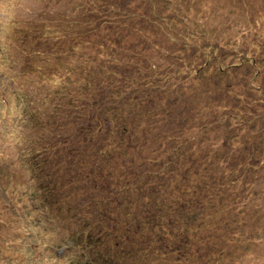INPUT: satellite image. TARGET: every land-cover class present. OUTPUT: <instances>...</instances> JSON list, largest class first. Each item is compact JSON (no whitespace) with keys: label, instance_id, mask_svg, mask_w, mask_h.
<instances>
[{"label":"trees","instance_id":"trees-1","mask_svg":"<svg viewBox=\"0 0 264 264\" xmlns=\"http://www.w3.org/2000/svg\"><path fill=\"white\" fill-rule=\"evenodd\" d=\"M81 2L85 4L80 6V8H89L87 14L95 17L97 21L86 19L90 24H87L82 30L77 29L76 32L68 31L64 34L55 33L54 36L43 34L45 32L37 35L35 34L36 30L32 29V31L40 45L49 47L53 53L57 51L59 43L66 42L60 46L61 50L58 51L59 59L57 63L66 60L71 62L69 74H67L69 83L66 84L60 81L53 85L54 95L63 99L64 97L69 98L68 94L70 91L74 90V88L76 89L81 83L85 84L83 90L86 92L90 90L87 88L95 85L97 88L96 94L98 96L101 95V98L94 105L96 109L91 113L92 116H87L84 120L83 125L88 126L89 130L81 132V129H67L68 123L66 125L63 124L66 119L70 120L68 121L69 123L73 121L77 123L75 116L71 113L72 108L70 106L66 107L65 112L62 111L61 106L55 105L50 113L40 110L38 114L34 110L30 92L28 94L21 92L20 86L23 83L11 91L8 90V96L4 98L6 115L3 118L9 122V115H11L13 109L12 100L15 97L14 103L18 105L19 111L16 116H13V124H16L18 128V143H10L4 150H0V164L2 163L3 155H6V160L16 163L21 179L15 182L17 186L14 191L16 193L21 191V187L26 186L27 182L30 184L29 200L31 205L28 206L26 204V209L35 207L34 211L40 208L45 211L44 204L49 203L51 208L56 209L60 213L61 201L58 199L61 191H64L67 199L64 205L65 208L61 213L62 218L71 225L78 221L84 223L83 215L92 209L89 206L91 202L89 198L91 196L86 194L87 191L84 192V185H88V179L83 174L72 175L70 179L64 173H73L78 169L79 162L82 165L85 162L86 166H83L94 180L96 176L95 170L97 168L101 169L102 166L93 167L92 172H90L88 164L89 162L92 163L95 154H92L93 156L88 162L86 158L90 155V149H81V145L94 146L99 143V140L105 139L106 144L110 143L113 147V143H119V141L127 138V142L117 146L115 154H112L121 158L122 154L120 151L124 149L123 160L128 158L127 161H117L115 164V172L117 174L114 180L121 182L119 184L115 183V186L109 190L110 196L112 198L115 197L118 200V204L123 205V208H118L115 211V215L105 214L108 218L107 220L115 227L116 232L111 230V228L105 229L102 223L91 224L87 229H84V227L79 228L76 225L71 233L72 245H85L84 240H86L88 243L85 245V249L86 251H91L89 253L90 257L95 256L92 262L96 264H244L246 255L243 256V254L248 253L252 249L251 242L247 244L248 240L244 241L243 239V235L249 232L247 225L250 222L247 221L244 225L242 221L240 223L238 214L242 207H240L241 202L237 200L236 190L239 192L238 183L242 177L244 178L243 172L257 170L258 166L264 164V161H262L261 157H258L259 149L255 147V144L249 143L250 135H244V137L241 135L240 137L242 127L235 126L233 122L235 121L234 114L238 112L244 118L240 119L243 131L244 127H248L249 131L257 129L258 118L252 116V105L264 108V89L255 84L260 80L261 75L257 57L258 55L264 56V51L261 50H264V37L262 39L263 42L258 44L257 47L244 46L242 45L243 43L240 46L228 45V41L224 39L223 34L215 31H219L218 28L211 31L206 28L203 35L200 34V32H203L200 29L193 31L190 35L191 22H194V24L199 23L184 16L182 18L175 12L169 13L168 16L155 14L160 21L153 15H144L143 19L135 14H125L123 17L127 21L130 23L134 21L132 26L157 25L158 34H162L159 38L156 37L157 41L154 42L152 38H148L147 33L136 29L139 35L137 38L138 43L144 47V52L140 51L141 53L136 56V59L140 60L144 55V76L141 72L133 74V76L136 75L139 78L136 81H132V84L129 85L130 78L126 77H130L129 73L131 71L129 69H120L125 72V75L124 77L122 76L123 80H120V77L116 79L114 74L117 75L118 73L114 72L112 66L115 62L111 60L112 53L117 48V45L114 44L124 45L126 36L109 35L110 30L108 29L111 28L110 25L116 24L118 28L125 30L126 23H114L112 18L111 21L113 23L108 21L110 16L106 15L100 7L103 9L106 7L111 8L108 6L109 3L101 0L88 2L81 0ZM117 5L114 4L113 6ZM106 11L108 12V10ZM247 17L251 18L250 15ZM175 24L183 25V28L180 31L172 30L171 26ZM96 25L100 29L104 28V30H107L108 35L97 34L88 29ZM27 26L30 27L29 24ZM249 31H251L249 24L244 26L243 31H239L240 34L248 32V35L243 34L244 40L249 37ZM29 33L28 30L24 39H29ZM98 36H100L99 42L101 44L99 48L105 51H103L105 53L103 60L97 61L93 57L94 71L89 66L80 70L77 68L78 65L72 71L76 58L83 61L81 62L82 64H85L86 57H88L87 53L78 50V48L82 47L81 44L84 41L92 40ZM188 36L192 44L186 43ZM193 40L198 43L194 45ZM172 41H176L179 45H174ZM159 43H161L159 48L164 50L155 52V48L158 47ZM6 46L8 48L4 49V45L1 43L0 62L14 65L15 59L19 57L25 60L26 63H30L32 56H14L13 49L8 45ZM152 47L155 48L152 49ZM154 54L157 55L156 57H163L169 61H172V58L177 59L178 63H182V65H179L182 68L185 63L188 62V65L192 66V61H195L196 74L202 76L210 71L213 80L219 85L220 83L214 77L222 75L232 76L239 73L249 78L252 77L254 83L250 80L249 83L243 86L231 83L220 85L223 91L222 95L225 93L226 95L216 98L218 101L212 103L215 105L213 107L215 111L213 110L209 116H205L207 104L204 108L200 107L206 103L203 98L208 100L207 97L211 95L210 89L212 91V88L206 87L204 84L202 86L197 85L194 79L190 86L189 83L185 82V79L184 81L179 78L176 79L173 76V65L167 68L170 75L163 76L157 70L159 64L148 56H154ZM145 58L148 61L151 58L152 61L148 62ZM263 60L264 58H262ZM22 67L28 68L24 65ZM115 67L117 66L115 65ZM12 70H15L14 67ZM60 72L61 70H58L57 74H53V77H59L58 74ZM76 72H82L81 81H74V78L70 76ZM175 73H178V71H175ZM64 77L65 74L62 79ZM52 80L50 83H53ZM133 85H136L135 89H133ZM224 88H226V91H224ZM123 89H126L127 93L120 94ZM236 89L245 91L246 102L241 100L244 96L237 92ZM12 92L15 95H12ZM233 95L238 97L234 98ZM212 96L216 97L217 95ZM82 100L81 98L74 100V102L79 103ZM83 103L80 104L83 105ZM131 103L133 105L132 109L139 108L138 112L123 111V106L126 104L130 106ZM196 105L197 107L194 109ZM143 107L144 114L140 112ZM235 108L237 110L233 111L232 109ZM197 109H199V112H196V116L194 111ZM236 117L238 119V116ZM208 120H211L214 127L219 125V123H226L225 135L227 138L225 139V147L230 149V156H226L223 160L222 150L218 151V148H213L210 151L204 146L201 148L197 145L198 151L194 153V147L184 137L186 135L182 134L184 131L180 132V138L175 137V145L172 147L166 142H161L160 139L152 138L151 135L154 131L151 127L146 126L147 122L155 121L157 124L165 122L170 126L188 128L193 126V121L197 125H201ZM8 122L5 123V127L9 126ZM142 123H144V134L139 130ZM27 128L30 130L28 134L25 132ZM170 132H172L170 137L176 135L175 131L169 130L168 133ZM258 132L264 138V124L258 128ZM15 133H17V129L12 127L11 134L14 135ZM163 134H167V132ZM33 135L43 138V141L34 143ZM27 136L29 142L24 144ZM143 137L148 142L149 139L153 140V155L150 156L148 154L150 142L147 145L143 139L144 144L140 148L147 145V155L144 154V160L135 156V158L131 159V162L135 160H138V163L144 161V167H146L147 171H140L131 178L127 177L129 170L135 167L128 168L129 152L127 147L131 149L132 140L139 146L138 140ZM237 139L244 141V145L232 142V140ZM3 141L1 140L0 143L2 142L4 145L5 142ZM161 143L163 145L166 144L165 146L168 150L162 149ZM263 144L262 139L261 146ZM188 146L190 147L187 149ZM158 149L165 150V154L175 152L183 162H180L178 168L168 169L165 167V162L159 164V161L164 159L155 153ZM261 149L264 150V147H261ZM142 152L143 150H141ZM237 153L243 154L242 158L237 157L235 155ZM218 154H220V157ZM14 156L17 157L15 158ZM212 156H215L213 160ZM103 157L106 158V155ZM165 157L168 158V155ZM150 159L160 166L155 163H153L155 165L151 166L146 165ZM6 160L5 163H7ZM120 164L122 165L121 167H119ZM155 166L160 168L158 173L154 172ZM211 167L214 168V171H218L220 175L213 173V178L212 174L208 173ZM6 168V166L2 167L0 165V179L4 177ZM226 171H230V174ZM143 181L144 189L141 190L139 189L142 186L140 183ZM134 187L138 189L137 192H135ZM125 193H129V196H132L134 205L141 208L143 212L144 210L148 211L152 219L151 224L158 226L163 224L164 230L161 229V231L155 232L146 229L144 231V220L139 219L138 214L135 212L137 209L132 206L131 199ZM224 194H226V197H224ZM23 196L25 197L26 193H23ZM226 201L231 202L230 207L225 205ZM152 204L154 206L150 210L149 206ZM245 206L252 207L249 203H245ZM257 208L256 221L261 218L264 219V206L257 205ZM148 213L146 214L149 215ZM173 216H176V219ZM249 226L254 227L252 224ZM195 227H198L197 229L200 231L194 229ZM220 227L223 228L222 231L225 234L220 235L219 232H216ZM207 231L214 232V235L217 236L216 238L214 237L216 242L213 241L202 245L204 236L210 234ZM85 233H88L87 237H85ZM121 233L126 237H121L120 239L119 235ZM196 234L198 235L196 236ZM251 236L248 235V238ZM108 238L113 240L116 247H120L117 248L116 252L100 253L106 249L94 248V246L98 247L107 243L106 240ZM223 239L225 246L221 245ZM262 239L264 242V237ZM140 243L142 245H136ZM203 249L205 250L204 252H202ZM215 254H217L216 259L214 258Z\"/></svg>","mask_w":264,"mask_h":264},{"label":"rangeland","instance_id":"rangeland-1","mask_svg":"<svg viewBox=\"0 0 264 264\" xmlns=\"http://www.w3.org/2000/svg\"><path fill=\"white\" fill-rule=\"evenodd\" d=\"M84 1L88 2L91 0ZM101 1L109 3L108 6L111 7H106L105 9L100 7V9L104 11L106 15L110 16L108 21L112 22V18L114 20V23H126L127 25L124 28L125 30H123L122 28H118V25L116 24L110 25L111 28L108 29L110 30L109 35L126 36L124 38V45L118 43L114 44L117 45V48L112 53L111 60L115 62L112 66L114 72L118 73L117 75L114 74L116 79L120 77V80H123L122 76L124 77L125 72L120 69H129L131 71V73H129L130 77H126L128 79L130 78L129 85L132 84V81H136L139 78L136 75L133 76V74H139L141 72L144 76V55L140 60L136 59V56L141 53L140 51L144 52V47L140 46L138 43L137 38L139 37V35L136 29L147 33L148 38H152L154 42L157 41L156 37L159 38V36H161L162 34H158L157 25L132 26V23L134 21H132V23L127 21L123 17V15L125 14H135L136 16L138 15L144 19V15L156 16L155 14H160L161 16H168L169 13L175 12L182 18L185 17L189 20H195L196 23H199L194 24V22H191L192 26H190V35L193 31H198L200 29H202L203 31L200 32V34L203 35L205 32L204 29L206 28L210 31L218 28L219 31H215L219 34H223L224 39L228 41V45L240 46L241 43H243L242 45L244 46L257 47L258 44L263 42L264 0ZM84 4L85 3L81 2V0H0V51L2 49L1 43H3L4 49L8 48L6 45L10 46L13 49L14 56H32L30 63H26L25 60L20 59L19 57L15 59L14 65L12 63L5 64L4 62H0V141L4 140L3 142H5L4 145L2 144V142L0 143V150H4L10 143H18V128L16 124H13V116L17 115L19 111L18 105L14 104V109L12 110L11 115H9V122L5 121L3 117L6 115V105L4 103L3 96L9 92L8 90H13L14 88L20 86L21 83H23V85L20 86L21 92H23L24 94H28V92H30L31 98L33 100V107L36 113L39 114L40 110H42V112L50 113L55 105L61 106L62 111L65 112L66 107L70 106L72 108L71 113H73V115L75 116L77 123L74 121L69 123L68 121L70 120L66 119V121L63 123L64 125L68 123L66 128L72 130L81 129V132L89 130L88 126H84L83 123L87 116H92L91 113L96 109L94 105L97 104L96 102L101 98V95L98 96V94H96V86H90L89 88H87L90 90L86 92L85 90H83L85 84L80 83L76 87V89L74 88V90L70 91V93L68 94L69 98L64 97L63 99L62 97L54 95V90L52 88L53 85L59 83L60 81L66 84L69 83L67 74H69L68 71L70 69L71 62L69 60H66L61 63H57L59 59L58 51L61 50L60 46L65 44L66 42L59 43V46L56 49L57 51L53 53L49 47L41 46L35 35H41L42 32H45L43 34H49L51 36H54L55 33L64 34L68 31L76 32L77 29L82 30L87 24H90V22L87 20L97 21L95 17H91L87 14L89 12V8H80V6ZM114 4L118 5L113 6ZM120 4L122 5V7ZM106 10H108L109 13ZM248 15H250L251 18L247 17ZM205 18L207 19L205 20ZM158 21L160 20L158 19ZM28 24L30 25V27L27 26ZM248 24L250 25L251 31H249L250 33L247 40H244L243 34L248 35V32H242L240 34L239 31H243L244 26ZM200 25H203L204 28ZM171 27L172 30L180 31V29L183 28V25L175 24ZM32 29L36 30L35 34ZM88 29L96 32L97 34L102 33L104 35H108V31L104 30V28L100 29L98 25L91 26ZM28 30L30 32V37L27 40L24 39V36L28 32ZM187 38L188 40L186 41V43L192 44L189 36ZM99 40L100 36L95 37L92 40L84 41L81 44L82 47H80V49L78 48V50L87 53L89 58L86 57L87 59L85 60V64H82L81 62L83 61H80L79 59L77 60L76 58L72 67V71L75 70V67H77V65V68H79L80 70H83L86 66H89L94 71L93 57L96 58L97 61H101L105 57V53H103L104 50H101L99 48L101 46ZM172 43L174 45L178 44L176 41H172ZM196 43L198 42L196 40H193V44L196 45ZM160 45L161 43H159L158 47H154L155 52H161L164 50L163 48H159ZM13 46H15V48H13ZM154 48L152 47V49ZM261 50L264 51L263 49ZM148 56L153 58L154 61L159 64V68L157 70L162 73L163 76L170 75L167 71V68L170 65H173V76L176 79L179 78L181 81H184L185 79V82L189 83V86L191 85L192 81L195 80V83H197V85L202 86L204 84L206 85V87L212 88V91L210 89L211 95L207 97L208 100L203 98L206 103L200 107L204 108L207 104V112H205V116H209L213 112V110L215 111V109L213 108L215 107V105H213L212 103L214 101H218L216 98L226 95V93L222 95L223 91L220 85L231 83L234 85L243 86L246 83H249L250 80L254 83L252 77L249 78L248 76L239 73L232 76L222 75L214 77V79L220 83L219 85L213 80L210 71L207 73L208 75L206 74L207 76H198L195 72V61H192V66H190V64L188 65L187 62L182 68V66H179L182 65V63H178L177 59L175 60L174 58H172V61H169L168 59L163 57H156V54H154V56ZM151 58L150 61H152ZM257 58L259 63L258 66H260L261 70V75L260 80L255 84L264 89V60L262 61V58H264V56L258 55ZM23 65L28 68H23ZM115 65L117 67H115ZM13 67L15 69L14 71L12 70ZM58 70H61L60 74H58L59 77L54 78L53 74H57ZM175 71H178V73H175ZM64 74L65 77L64 79H62ZM70 76L74 78V81H81L82 72H76ZM51 80L53 83H50ZM135 87L136 85H133V89H135ZM224 91H226V88H224ZM236 91L244 96L242 97L243 99L241 98V100L246 102L247 98L245 91H242L240 89H236ZM125 93H127L126 89L120 91V94ZM212 95L217 96L213 97ZM233 97L235 98L238 96L233 95ZM81 98L83 99L81 102H74V100ZM13 100H15V98ZM80 103H83V105ZM132 106V103L130 104V106L126 104L125 106H123V111H139V108L132 109ZM196 107L197 105L194 107V109H196ZM232 110L236 111L237 109L235 108ZM252 111V116L254 118H258L257 129L255 131H249L248 127H244L243 131V125L240 122V119L244 118L238 112H235L234 114L235 121L233 123L237 127H242L240 137L241 135L243 137L244 135H250L249 143L255 144V147L259 149L258 157H261L262 161H264V150L261 149V147H264V144L263 146H261V141L263 139L264 142V138H262L258 132V128L264 124V108H261L259 106L256 107L253 104ZM140 112L144 114V107L141 108ZM194 112H199V109ZM195 115L197 116V113ZM120 116H122V114H120ZM236 116H238V119ZM6 122H8V127H5ZM141 125L142 126L139 128V130L144 134V123H142ZM146 126L153 129L154 133L151 135L152 138L158 140L160 139L161 142H166V144L171 145L172 147L175 145V137L177 136L178 138H180V132L184 131L182 134L186 135L184 137L187 138L192 144L191 146L194 147V153L198 151V148L196 146L199 145L201 148H203L204 146L210 151H212L213 148H218V151L222 150V160L226 156H230V149H227L225 147V139L227 138L225 135V122L219 123V125H216L214 127L212 126L211 120L205 121L201 125H197L193 121V126H190L188 128H180V126H170L165 122L162 124H157L155 121H152L147 122ZM12 127H16L17 129V133H15L14 135L11 134ZM169 130L175 131L176 135L174 137H170L172 132L168 133ZM29 131L30 130L28 128L25 130L27 134ZM166 132L167 134H163ZM33 139L34 143L43 141V138H39L36 135H33ZM143 139L144 137L139 138V146H137V144L132 140L133 145L131 149L127 147V151L129 152L128 168L130 169L135 166L133 169L129 170V174L127 172V177L131 178L140 171H147L146 167H144V161L140 163H138V160L131 162V159L135 158V156L141 157V159L144 160V154L147 155L146 147L149 142L150 145L148 146V154L150 156L153 155V140L149 139L148 142V140L144 139V143H146L147 145H144V147L140 148L142 144H144ZM28 142L29 139L27 136L24 144ZM126 142L127 138L119 141V143H113L112 147V144H106L105 139H101L99 140V143L94 146H89L88 144L81 145V149H90V155H88V157L86 158L88 162L91 159V156L95 154L92 163L89 162L88 164V170L92 172L93 167L97 168L98 166H102V168H97L95 170L96 176L94 180L92 179V175L90 177L89 172L84 167L86 166L85 162H83L84 166L81 162H79L78 169L73 173H64L65 176L70 177V179L71 176L75 174H83L88 179V185H84V192L87 191L86 194L91 196V198H89L91 200L89 206L92 207V209H90L89 212L83 215L82 219H84V223L78 221L77 223H74V225L68 224L66 220H64L61 216V213L65 208L64 205L67 199L64 191H61L60 198L58 199L61 201V205L59 207L61 213L56 209L51 208L49 203L44 204L45 211L43 208L34 211L35 207L26 209L27 205H31V202L29 200L30 184L26 182V186L21 187V191H19L18 193L14 191L17 186L15 182L21 179V175L17 170L18 167H16V163H14V161L6 160V155H3L2 163L0 165L2 167L6 166L7 168L5 169L4 177L0 179V264H96L92 262L95 256H91V258L89 255L91 251H86L85 249V245L88 242L84 240L85 245H72L70 239L71 233L75 229L76 225L79 228L84 227V229H87L89 225L95 223H102L105 229L108 230L109 228H111V230L115 231V227L111 225V223L107 220L108 218L105 216V214L112 216L115 215V211L118 208H123V205L118 204V200H116L115 197L112 198L110 196L109 190H111V187L113 188V186H115V183L119 184L121 182L114 180L115 175L117 174L115 172V164L117 163V161L122 162L125 150L122 149L120 151V153L122 154L121 158L113 156L112 154H115L118 148L117 146L122 143L125 144ZM232 142L235 144L239 143L244 145V141L242 142L240 139L232 140ZM165 145L161 143L162 149L168 150L166 149L167 147ZM189 147L190 146H188L187 149ZM162 149H158L155 152L164 159L163 161H159V164L165 162V167H167L168 169L178 168L180 162H183L178 158L179 156L175 152L171 154H165V150ZM141 150H143L142 153ZM105 155L106 158L103 157ZM167 155L168 158L165 157ZM218 155L220 157V154ZM235 155L240 158H242L243 156V154L240 153H237ZM14 157L16 158L17 156ZM214 157L215 156H212V160ZM127 159L128 158H125L123 161H127ZM5 160L7 161V163H5ZM76 162L78 161L76 160ZM153 163L156 164V162L150 159V161L146 165H155ZM121 166L122 165L120 164L119 167ZM159 170L160 168H158L157 166L154 167V172L158 173ZM226 172L230 174V171ZM208 173L212 174L213 178V173L218 176L220 175L218 171H214L213 167L210 168V171ZM243 175L244 178L242 177L240 182L238 183L240 193L236 190L237 200L241 202L240 207H242L239 211L238 217L240 223L241 221L243 222V225L248 221L254 226L252 228L251 226H249L250 224L247 225L249 229V232L247 234L252 235L251 237L248 238L247 234L243 235L244 241L247 239V244L249 242H251L252 244V249L248 251V253L243 254V256L246 255L243 263L263 264L264 242L262 238L264 237V232L262 231H264V219L261 218V215L259 213L261 219L256 221V213L258 212L257 205L264 206V164L258 166L257 170L253 172L244 171ZM140 184L142 186L139 189L143 190L144 181ZM134 190L135 192H137L138 189L134 187ZM23 193H26L25 197L23 196ZM125 194L128 195V197L131 199L132 206L137 209L135 212L136 214H138L139 219L144 220V231L146 229H150L151 231L155 232H157L158 230L161 231V229L164 230L163 224L159 226L151 224L150 222H152V219L148 211L144 210L143 212L141 208H138L133 204L132 196H129V193ZM224 197H226V194H224ZM233 199H235V197H233ZM244 202L249 203L250 205H252V207L245 206ZM225 205L227 207H230L231 202L226 201ZM153 206L154 204L149 206V209L152 210ZM146 213H148L149 215H147ZM216 223H218V221H216ZM197 228L198 227H195L194 229L198 230ZM222 230L223 228L220 227L216 232H219L220 235H222L224 233V231ZM122 233L119 235L120 239L121 237H126L122 235ZM208 233L210 234L204 236L202 245H205L206 243H212L216 240L215 238L217 236L214 235L213 231H209ZM87 235L88 233H85V237H87ZM197 235L198 234H196V236ZM106 241L107 243H104L98 247L94 246V248L106 249L105 251H102L100 253L116 252L117 248H120L118 246H115V243L111 238H108V240ZM136 245L142 244L140 243ZM221 245L225 246L224 239L222 240ZM204 251L205 250L203 249L202 252ZM216 257L217 254L214 255L215 259Z\"/></svg>","mask_w":264,"mask_h":264},{"label":"clouds","instance_id":"clouds-1","mask_svg":"<svg viewBox=\"0 0 264 264\" xmlns=\"http://www.w3.org/2000/svg\"><path fill=\"white\" fill-rule=\"evenodd\" d=\"M16 116V115H15Z\"/></svg>","mask_w":264,"mask_h":264}]
</instances>
